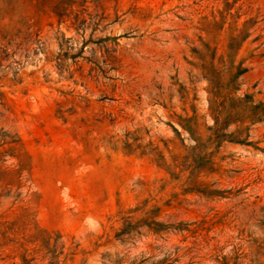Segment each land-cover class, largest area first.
Segmentation results:
<instances>
[{
    "label": "rangeland",
    "instance_id": "obj_1",
    "mask_svg": "<svg viewBox=\"0 0 264 264\" xmlns=\"http://www.w3.org/2000/svg\"><path fill=\"white\" fill-rule=\"evenodd\" d=\"M231 60L264 101V0H0V264H264V121L171 127Z\"/></svg>",
    "mask_w": 264,
    "mask_h": 264
},
{
    "label": "trees",
    "instance_id": "obj_2",
    "mask_svg": "<svg viewBox=\"0 0 264 264\" xmlns=\"http://www.w3.org/2000/svg\"><path fill=\"white\" fill-rule=\"evenodd\" d=\"M107 39L111 38L107 37ZM201 71L203 78L207 81L205 89L207 106L205 114L200 118L205 120L206 116H209L212 120L210 125L203 123L204 139L200 131L202 124L198 121L196 107L189 99L188 89L180 84L177 94L183 114L172 112L171 117L174 118L178 127L173 123H171V127L181 141H183L181 138L182 131H185L188 138L194 141V145L190 146L187 154L183 156L185 164L191 161V165L199 161L202 166L206 164V157L212 156L206 151L210 145L218 146L224 140L246 142V137L242 136L244 134L248 136L249 126L264 121V101L256 102L252 94L248 93L238 95L239 83L237 80L247 71L241 62L234 65L233 60H231L229 66L217 68L212 62L204 61ZM163 107L170 110L172 106L163 105ZM187 107L190 108L191 114H189ZM231 126L235 127L234 130L227 133V129ZM157 156L158 160L164 162L160 153ZM162 165L165 166L164 163Z\"/></svg>",
    "mask_w": 264,
    "mask_h": 264
}]
</instances>
